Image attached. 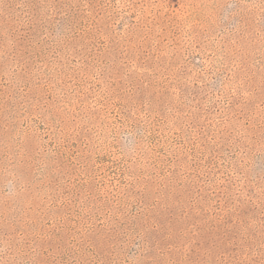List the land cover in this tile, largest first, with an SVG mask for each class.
Listing matches in <instances>:
<instances>
[{
	"label": "rangeland",
	"instance_id": "rangeland-1",
	"mask_svg": "<svg viewBox=\"0 0 264 264\" xmlns=\"http://www.w3.org/2000/svg\"><path fill=\"white\" fill-rule=\"evenodd\" d=\"M0 264H264V0H0Z\"/></svg>",
	"mask_w": 264,
	"mask_h": 264
}]
</instances>
